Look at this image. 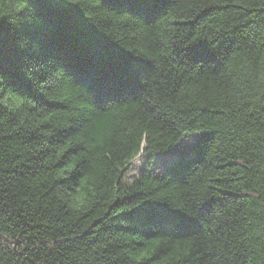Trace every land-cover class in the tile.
I'll return each mask as SVG.
<instances>
[{
    "label": "trees",
    "instance_id": "1",
    "mask_svg": "<svg viewBox=\"0 0 264 264\" xmlns=\"http://www.w3.org/2000/svg\"><path fill=\"white\" fill-rule=\"evenodd\" d=\"M0 264H264V0H0Z\"/></svg>",
    "mask_w": 264,
    "mask_h": 264
},
{
    "label": "snow or ice",
    "instance_id": "2",
    "mask_svg": "<svg viewBox=\"0 0 264 264\" xmlns=\"http://www.w3.org/2000/svg\"><path fill=\"white\" fill-rule=\"evenodd\" d=\"M162 0H133V3L142 9H144L146 12H151L155 10V7L158 5H161ZM153 71L151 66L144 65L139 61H133L131 59L126 60L125 66L118 70L117 79L118 80H127L131 79L134 81V83L137 85L139 82L141 76L147 75ZM106 102L104 100L102 103L98 102L96 99V103L98 105H103ZM194 148V145L187 142V141H180L176 144V154H182L185 151H191Z\"/></svg>",
    "mask_w": 264,
    "mask_h": 264
},
{
    "label": "rangeland",
    "instance_id": "3",
    "mask_svg": "<svg viewBox=\"0 0 264 264\" xmlns=\"http://www.w3.org/2000/svg\"><path fill=\"white\" fill-rule=\"evenodd\" d=\"M202 136V133H190L183 136V138L180 141H187L191 144H193L195 141H198V139ZM179 141V142H180ZM187 151H185L186 153ZM152 161L148 162V157L144 153H140L137 158H135L131 164L129 169H127V178L128 180L133 179L134 177H137L141 172L144 170H150L156 173H161L164 170V167H166L170 162H172L174 159L177 158L176 154V146L175 148L170 152H164V153H155L152 155Z\"/></svg>",
    "mask_w": 264,
    "mask_h": 264
}]
</instances>
